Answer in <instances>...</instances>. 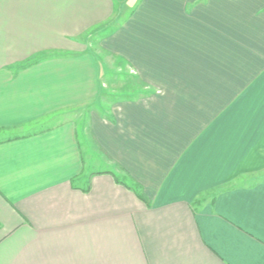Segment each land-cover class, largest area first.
<instances>
[{"label":"crops","instance_id":"crops-1","mask_svg":"<svg viewBox=\"0 0 264 264\" xmlns=\"http://www.w3.org/2000/svg\"><path fill=\"white\" fill-rule=\"evenodd\" d=\"M123 9L0 0V264H264V0Z\"/></svg>","mask_w":264,"mask_h":264},{"label":"rangeland","instance_id":"rangeland-1","mask_svg":"<svg viewBox=\"0 0 264 264\" xmlns=\"http://www.w3.org/2000/svg\"><path fill=\"white\" fill-rule=\"evenodd\" d=\"M114 1H115L116 9L121 11L124 8L120 16L122 17L121 19H123L125 16H127L129 11L133 9L137 0H133V1L130 0L129 4H127L126 7L121 6L122 5L121 2L124 3L126 0H114ZM118 23L116 22L113 23L112 28L116 27ZM99 36H100L99 33L92 31L91 33L85 36L86 38H84L89 42V46H91V48L95 51L98 49L97 43ZM103 60L106 61L107 63L106 66L108 67L111 76H109V79H107V81H109L108 83L110 84L106 86L104 99L98 105L99 107L97 108V110L101 114L106 115L108 113L110 104L114 102V100L120 98L135 97L136 94L139 92V86L136 80L133 78V76L129 73V70L122 67V65L119 64L117 61H115L114 59L107 58L106 56H104ZM89 113L90 110L88 109V110H83V111L81 110L79 112L70 113L68 115L71 118L76 119L78 137L79 140L82 142V145L84 146L85 149L84 159L86 161L89 160V153L87 152L88 146L85 145L86 143L83 141L81 134L83 133V129H84L83 125Z\"/></svg>","mask_w":264,"mask_h":264},{"label":"trees","instance_id":"trees-1","mask_svg":"<svg viewBox=\"0 0 264 264\" xmlns=\"http://www.w3.org/2000/svg\"><path fill=\"white\" fill-rule=\"evenodd\" d=\"M117 182H119L120 184H122L123 186H125L126 188L133 190V192L138 196L139 199L141 200H146L145 197L142 195V191L140 190V188L135 187V186H131L129 184H127V182H124L121 179H116Z\"/></svg>","mask_w":264,"mask_h":264}]
</instances>
